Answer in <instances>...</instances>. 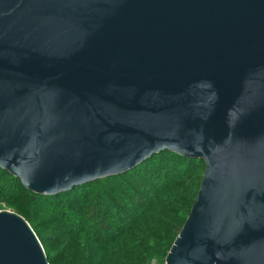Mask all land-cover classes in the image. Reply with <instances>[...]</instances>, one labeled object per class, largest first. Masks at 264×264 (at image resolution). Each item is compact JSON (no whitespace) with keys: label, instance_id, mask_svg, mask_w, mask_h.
<instances>
[{"label":"water","instance_id":"obj_1","mask_svg":"<svg viewBox=\"0 0 264 264\" xmlns=\"http://www.w3.org/2000/svg\"><path fill=\"white\" fill-rule=\"evenodd\" d=\"M166 149L205 167L165 264H264V0H0V168L53 195ZM0 264H49L10 209Z\"/></svg>","mask_w":264,"mask_h":264},{"label":"trees","instance_id":"obj_2","mask_svg":"<svg viewBox=\"0 0 264 264\" xmlns=\"http://www.w3.org/2000/svg\"><path fill=\"white\" fill-rule=\"evenodd\" d=\"M204 161L161 150L134 168L53 195L0 168V208L23 216L49 264L162 263L198 191Z\"/></svg>","mask_w":264,"mask_h":264},{"label":"built area","instance_id":"obj_3","mask_svg":"<svg viewBox=\"0 0 264 264\" xmlns=\"http://www.w3.org/2000/svg\"><path fill=\"white\" fill-rule=\"evenodd\" d=\"M143 264H165V261L162 262V263H160V262H158L156 259L152 258V259L146 261V262L143 263Z\"/></svg>","mask_w":264,"mask_h":264},{"label":"rangeland","instance_id":"obj_4","mask_svg":"<svg viewBox=\"0 0 264 264\" xmlns=\"http://www.w3.org/2000/svg\"><path fill=\"white\" fill-rule=\"evenodd\" d=\"M3 209H5V208L4 207L0 208V210H3Z\"/></svg>","mask_w":264,"mask_h":264}]
</instances>
